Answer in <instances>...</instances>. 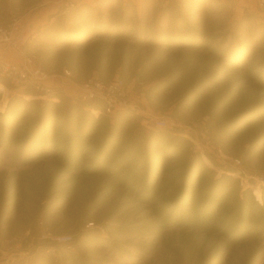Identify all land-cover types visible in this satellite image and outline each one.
Segmentation results:
<instances>
[{"label": "rangeland", "instance_id": "obj_1", "mask_svg": "<svg viewBox=\"0 0 264 264\" xmlns=\"http://www.w3.org/2000/svg\"><path fill=\"white\" fill-rule=\"evenodd\" d=\"M59 1L0 0V59L59 78H0V264H264V4Z\"/></svg>", "mask_w": 264, "mask_h": 264}, {"label": "built area", "instance_id": "obj_2", "mask_svg": "<svg viewBox=\"0 0 264 264\" xmlns=\"http://www.w3.org/2000/svg\"><path fill=\"white\" fill-rule=\"evenodd\" d=\"M259 1L261 4H264V0ZM59 4H65L66 10L71 11L77 7L78 0H60ZM14 29L15 27L0 28V42L12 43L10 39ZM53 77L54 76L48 75L41 68L30 69V67L25 65L24 67H19L0 59V78L7 79L8 81L10 80L14 85H23L26 83H33V85H57L59 78L53 79ZM81 85H83L82 89L85 92V94L82 93V98L97 101L96 103H98V105L103 104L105 112L107 113L115 112L119 110L121 106L126 107V105H129L126 100V84L120 79L114 80L108 84L89 79L83 81ZM40 88L44 89L42 87ZM45 90L47 89L45 88ZM129 108L132 107L129 106ZM154 121L159 128L171 127L169 120L164 117H154ZM256 180H258L259 183L261 182V185L264 186V177H257ZM71 240V237L63 236L60 242L68 243Z\"/></svg>", "mask_w": 264, "mask_h": 264}, {"label": "crops", "instance_id": "obj_3", "mask_svg": "<svg viewBox=\"0 0 264 264\" xmlns=\"http://www.w3.org/2000/svg\"><path fill=\"white\" fill-rule=\"evenodd\" d=\"M80 2H81L82 10L85 12V11H88L87 10L88 8L92 7L93 0H82ZM35 37H36V35L34 36V38Z\"/></svg>", "mask_w": 264, "mask_h": 264}, {"label": "trees", "instance_id": "obj_4", "mask_svg": "<svg viewBox=\"0 0 264 264\" xmlns=\"http://www.w3.org/2000/svg\"><path fill=\"white\" fill-rule=\"evenodd\" d=\"M95 30H97V31H98V30H102V29L96 28ZM101 35H102V34H101ZM101 35H98V36H101Z\"/></svg>", "mask_w": 264, "mask_h": 264}]
</instances>
